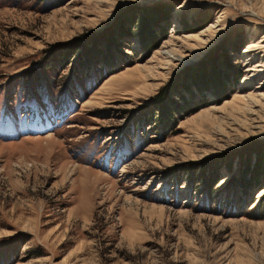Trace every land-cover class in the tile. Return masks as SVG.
I'll return each mask as SVG.
<instances>
[{
    "label": "rangeland",
    "instance_id": "rangeland-1",
    "mask_svg": "<svg viewBox=\"0 0 264 264\" xmlns=\"http://www.w3.org/2000/svg\"><path fill=\"white\" fill-rule=\"evenodd\" d=\"M0 264H264V0H0Z\"/></svg>",
    "mask_w": 264,
    "mask_h": 264
},
{
    "label": "trees",
    "instance_id": "trees-1",
    "mask_svg": "<svg viewBox=\"0 0 264 264\" xmlns=\"http://www.w3.org/2000/svg\"><path fill=\"white\" fill-rule=\"evenodd\" d=\"M147 19L149 20V22H148V24H147V26H146V29H149V27H150V29H151V32H150V33H151L152 37L155 39L154 42H157V41H159L160 39H159V40H156L157 38H156L155 35H156V34H159L160 31H158L157 29H155L156 26L152 24V22H155L156 18H155L154 20H153V19L151 20V18H147ZM155 24H156V23H155ZM142 31H143V30H142ZM119 33H120V32H119ZM120 34H121V33H120ZM146 35H147V34H146ZM199 107H201V106H199ZM199 107H197V108H199ZM194 110H196V109H194ZM215 182H216V180L213 181V182H211L210 185L213 186Z\"/></svg>",
    "mask_w": 264,
    "mask_h": 264
},
{
    "label": "bare ground",
    "instance_id": "bare-ground-1",
    "mask_svg": "<svg viewBox=\"0 0 264 264\" xmlns=\"http://www.w3.org/2000/svg\"><path fill=\"white\" fill-rule=\"evenodd\" d=\"M250 69H253V68H250Z\"/></svg>",
    "mask_w": 264,
    "mask_h": 264
}]
</instances>
